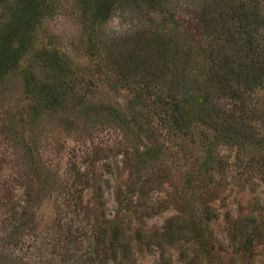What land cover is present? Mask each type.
Instances as JSON below:
<instances>
[{"label":"trees","instance_id":"trees-1","mask_svg":"<svg viewBox=\"0 0 264 264\" xmlns=\"http://www.w3.org/2000/svg\"><path fill=\"white\" fill-rule=\"evenodd\" d=\"M50 1L4 0L5 15L0 20V82L22 58L30 56L38 70L32 67L28 71L25 87L32 99L30 115L35 117L70 103H85L84 95L76 94L73 85H68L66 78L76 71L71 61L45 48L37 55L35 31L40 20L50 13ZM262 1H85V54L113 73L115 88L129 92L126 109L113 105L88 113L98 121V115L104 112L103 121L117 131L118 152L127 167L128 180L114 190L117 205L111 218L96 214L95 204L84 206L85 215L94 219L93 237L84 245L88 233L65 234L66 240H61L67 254L63 264H138V253L153 250L160 251L155 264H168L164 251L170 245L178 247L185 264H204V260L209 264L214 259L210 223L218 213L212 201L223 193V179L215 180L212 173L207 183H200L187 172L179 190L170 181V168L164 159L175 156L173 148L187 156L190 151L185 141L192 142L196 137L207 156L201 164L205 172L217 161L221 145L250 152L251 162H259L253 154L258 156L264 151V109L253 95L264 88ZM141 3L161 13L160 22L149 15L117 35L107 37L102 32L100 27L117 6L141 7ZM259 156L264 174V155ZM32 158L35 156H30L31 161ZM74 178L64 181L65 205L69 208L76 197L81 202L87 181L94 179L80 172ZM101 178L102 174L96 178L97 202L102 198ZM40 180L43 188L55 183L50 174ZM194 187L191 200L198 206L185 210L183 189ZM150 191L157 196L143 207L141 202ZM169 204L177 212L165 218L160 228L132 227L131 218L139 213L138 207H143L139 216L151 217ZM13 210L10 214L14 226L8 229L5 239L8 250L19 228L27 224L23 218L18 222L26 210ZM248 215L246 220H233L232 240L243 253H252L255 242L264 241V222L258 226L252 211ZM249 223L253 227L246 229ZM9 252L0 251L1 264H24L22 259H11Z\"/></svg>","mask_w":264,"mask_h":264},{"label":"rangeland","instance_id":"rangeland-1","mask_svg":"<svg viewBox=\"0 0 264 264\" xmlns=\"http://www.w3.org/2000/svg\"><path fill=\"white\" fill-rule=\"evenodd\" d=\"M85 1L51 0L50 13L40 20L35 31L37 52L44 48L57 51L71 61L76 71L66 79L68 85H73L76 94L84 95V104L74 106L70 103L66 108L48 110L36 117L30 115L32 99L25 87V76L34 65L30 56L22 58L0 82V251H10L11 259H22L24 264H63L61 261L67 256L62 244L65 234L71 232L81 236L88 233L84 245L93 237L94 219L85 215L84 206L95 204L96 214L111 218L117 205L114 190L120 189L117 186L128 180L127 167L118 152L120 141L117 131L111 123L103 121L104 112L98 115V121H95L97 117L88 113V110L99 112L100 108L113 105L126 109L129 92L124 88H115L113 73L102 69L95 59L85 54L86 42L82 32ZM181 1L191 3L193 0ZM4 5V0H0V20L5 15ZM261 5L264 11V1ZM149 15L158 22L162 19L161 13L150 10L142 3L141 7L123 4L116 7L100 29L110 37ZM33 69L38 70L37 67ZM253 97L264 109V88L255 92ZM198 141L196 137L192 142L189 139L185 141L190 151L187 156L171 149L175 156H166L164 164L170 168V181L179 190H182L187 172L192 173L200 183H207L212 173L215 180L223 179L224 191L212 201L218 218L210 223L214 259L209 260V264H264V241L255 242L252 253H243L237 250L236 242L232 240L233 220L240 217L246 220L245 217L248 218L252 211L258 226L264 222V174L259 164L262 159L259 155H264L261 153L264 151H259L258 156L252 153L259 162H251L250 152L218 146L217 161L210 171L205 172L201 164L207 156ZM30 156H35L36 163L33 158L30 160ZM77 172L92 175L94 179L87 181L81 202L76 197L72 208H69L65 205L67 188L64 181H74ZM48 174L54 176L55 183L43 188L40 178ZM100 174L103 180L102 198L97 202L94 193L96 178ZM104 179L107 181L104 182ZM58 181L60 186L56 184ZM183 190L187 202L185 210L195 209L198 205L191 200L195 187ZM156 196L151 191L145 195L141 202L143 207L154 202ZM182 203L186 205L185 201ZM13 206L16 210H26L18 222L23 218L24 224H27L19 228L14 245L8 250L5 239L8 229L14 226L11 221ZM143 207H138L139 213ZM176 209L169 204L164 211L151 217H141L138 213L131 218L132 227L160 228L165 218L177 212ZM252 227L249 223L245 228ZM237 235L240 236L239 232ZM164 252L168 264H185L178 247L166 246ZM159 253V250L142 251L136 256L137 263L155 264ZM203 262L208 264L207 260Z\"/></svg>","mask_w":264,"mask_h":264}]
</instances>
